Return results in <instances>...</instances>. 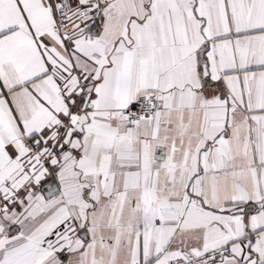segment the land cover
I'll list each match as a JSON object with an SVG mask.
<instances>
[{"label":"snow or ice","instance_id":"obj_1","mask_svg":"<svg viewBox=\"0 0 264 264\" xmlns=\"http://www.w3.org/2000/svg\"><path fill=\"white\" fill-rule=\"evenodd\" d=\"M0 264H264V0H0Z\"/></svg>","mask_w":264,"mask_h":264}]
</instances>
